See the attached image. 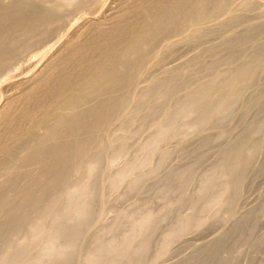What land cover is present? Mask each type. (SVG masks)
Here are the masks:
<instances>
[{
  "label": "rangeland",
  "instance_id": "1",
  "mask_svg": "<svg viewBox=\"0 0 264 264\" xmlns=\"http://www.w3.org/2000/svg\"><path fill=\"white\" fill-rule=\"evenodd\" d=\"M164 1L166 3V1L174 0ZM217 1L214 2L219 5ZM207 2L209 14L203 17L196 16L198 18L193 19L194 24L182 13L187 6L184 3L185 6L181 4V14L178 13L179 15L175 18L174 33L173 30L162 33L155 37L151 44L147 46L142 44L143 50L140 49L141 51L135 57L131 55L129 58L128 53L121 51L129 39L116 41L119 42L120 47L116 43L115 46L119 53L123 54L120 56L118 54L117 60L126 63L123 64L124 66L129 67V61H135L137 56H140L143 62L145 59L148 61L146 64L142 63L141 67L135 66V69L134 63L131 62L133 65L130 66L131 70L130 67L128 68V72L125 71L127 67L122 65L121 68L119 65V67L115 66L117 69L112 67L115 70L110 67L111 71L108 68V72H104L105 75L118 71L117 75H121L122 78L128 76L125 72L129 75L133 72L131 76L135 78L134 81L131 84L122 85L116 93L112 91L116 94L114 96L107 87L102 91L105 88L102 83H97L98 87L96 84L94 88H90L92 89L89 91L91 93L88 92L90 96L87 95V100L78 105L79 109L85 108L84 113L90 104L95 105L99 96L100 100L105 99L102 101L103 108L106 107L109 99L118 97L119 93L124 100L123 108L116 111L115 118L109 125L98 133L91 134L85 130L84 126H87L88 122L84 120L85 114L82 115V112L74 115L73 111L61 108L59 116L51 120L53 119L50 117L52 105L48 97L50 98L54 92H49L52 77L57 75L56 77L76 78L77 65L98 58L94 47L98 44L97 42L106 41L107 29L121 19L125 21L124 23H135L137 19L134 16L140 13L141 9L149 7L148 5L154 9L151 13L145 12V14L148 17L151 14L150 20H154L158 17V13L163 12L160 8L163 1L0 0L2 15L6 16L3 17L0 13V17L4 18L0 19V22L2 21L0 52L3 53V56H0V105L5 107L9 105L11 109L9 108L8 114H12V117L24 118L14 132L15 129L4 127L5 122L0 117V188L4 190L1 192L10 199L5 200L7 204L3 202L4 205L0 202L2 210H0V229L2 230H0V233L2 232L0 264L6 262V264L12 262L15 264V260L8 262L12 259L6 256L8 254L9 257L17 243L31 238L33 229L30 226H33V222L34 226L38 222L45 227L46 225L49 227L53 222L51 217L41 220L33 216L36 211L35 206L25 207V204H21L16 199L17 197L16 200L14 199V193L9 190L11 186H15L16 190H24L37 180L40 170L38 162L27 164L26 160L29 159L32 151L40 146L39 139L44 140L46 136L44 129L56 124L57 121L67 124L75 120H80L82 124L86 122V125L80 124L82 130L78 127L73 133H67L68 135L65 133L58 134V136L61 135L60 137L54 135L51 137L52 141L51 138L47 140L46 136L44 145L49 140L51 144L55 141L69 143L71 135H75L74 143L79 136H83V132L86 133L85 137L90 136L95 141H98V136L100 138L101 134L103 138L100 140L102 143L104 140V144L100 152L98 151L101 159L98 155L95 159L97 162L92 161L94 159L89 158L88 161L85 159L79 170L77 169L78 171L69 169V173L66 171L68 174L65 173L63 180L61 178L59 182L65 181V175L67 176L65 186L58 187L60 190L57 191H60V195L53 207L54 213L61 214V211L72 202L82 203L85 200L89 202L86 224L91 226H86L85 231L84 229L81 231L80 239L77 238V241L70 243L72 248L75 247L74 252H71L68 242L71 235L68 240L65 236L69 232L72 234L75 229V225L73 227L72 225L78 221L76 216L69 219L68 234L65 232L62 238H54L50 243L53 251L71 253L74 258L71 257L68 264L88 262L96 247L97 239L102 244H111L114 249L128 242L129 237L136 232V225L141 217H145L144 214H148L153 221L148 224L150 226L146 236L148 247L141 255L140 264H264V9L260 11L262 6L264 8V0H226L227 5L222 10H216L218 6L216 7L213 0H207ZM248 2L251 8L248 7ZM155 3L161 6L157 7ZM247 4L248 9L245 7ZM249 8L253 11L252 13ZM243 9L247 10L243 11ZM155 10L159 12L156 13ZM31 13L34 14L32 18L29 17ZM231 14L235 15L232 17ZM142 15L144 16V13ZM240 16L242 21L238 18ZM24 18L32 22L25 21ZM33 18H37L38 21L34 22ZM224 18H227L225 21L227 26L222 22ZM12 22L18 24L15 26ZM259 22L260 26H258ZM230 23L231 26H229ZM28 28L34 30L29 32ZM47 30H49L48 33ZM226 31H229V34ZM86 43L89 44V48L87 47L83 52L85 55L76 54L66 64L56 66L65 60L68 53H74L78 46L88 45ZM136 68H140L139 72ZM50 72H52L51 78ZM48 77L49 80H47ZM228 77L230 80L233 78L234 86H231L238 87L239 94L234 98L226 92L229 85ZM239 87H241L240 90ZM64 91L65 89H62L60 92ZM26 93L37 97L36 99L40 97L39 103L30 104L25 97ZM223 95L230 104L228 105L227 102L225 104L228 105L227 107L225 105L221 107L218 104L211 111V115L208 114L207 118L203 117L200 113L201 108H210L217 103V100L222 99ZM188 100L191 101L188 102ZM185 101L188 102L186 105L183 103ZM98 105L102 104L98 102ZM168 118L170 121L173 119L170 125H168L169 120H166ZM203 121H207L205 126L198 128ZM162 128H164V135L152 150L149 145ZM12 133L15 134L12 135ZM17 133L24 134L25 139L21 140V136H17ZM96 134L99 135L96 136ZM46 146H50L49 143ZM11 147L10 156L2 155L4 149ZM252 150L256 152H251ZM144 160H147L144 166L138 168L137 164ZM90 162L92 165L89 164ZM22 164L24 167H21ZM90 165L93 168L96 167L94 169L96 171L92 170L94 175L90 181L91 186L96 189L89 186L91 189L87 192L88 196L86 193L81 195L76 193L71 196L74 190L76 192L77 186L78 189L80 188L81 181V184L87 181L89 170L87 166ZM83 166L87 168V172ZM154 170L155 173H152ZM230 170H234L232 174ZM122 171L124 174L127 172L124 179H115L116 175L119 172L121 174ZM137 176H144V179L135 184ZM182 176L189 179L181 183L178 179ZM111 180L113 182L110 184L116 182L114 183L116 185L108 184ZM44 182L45 180L39 182V188L36 186L37 188L35 187L32 192L37 194L36 190L44 188L41 186ZM225 185L229 186L223 201L221 200L217 206L207 208L209 200L218 195ZM92 190L97 196L92 193ZM53 195V191L47 192V200ZM10 196L14 200H11ZM15 201L19 203L16 204ZM19 204L23 207L19 208L22 209L21 212L18 210L19 213L14 216L11 214L10 217L5 216V213L9 215L8 209L11 206ZM17 217H21L23 219L21 220L25 222L21 221L14 232L11 227L12 221ZM197 223L200 227L194 225ZM87 227L90 229L88 230ZM183 228L185 229L183 234L168 242V247L160 253L165 236ZM138 242L139 239L136 236L132 238L133 251L139 246ZM6 251L7 254H4ZM36 252L32 256L37 257L41 263L45 264L46 260L48 263L49 258L43 254L42 249ZM126 257L117 258L118 264H126Z\"/></svg>",
  "mask_w": 264,
  "mask_h": 264
},
{
  "label": "bare ground",
  "instance_id": "2",
  "mask_svg": "<svg viewBox=\"0 0 264 264\" xmlns=\"http://www.w3.org/2000/svg\"><path fill=\"white\" fill-rule=\"evenodd\" d=\"M154 1V0H153ZM163 1V4L161 3V5H157L156 3V6H161V10L163 11L162 14L161 13H158L156 10V16L158 15L157 18H155L154 20H150L151 19V14L149 15V17L145 14V12L147 14L151 13L154 9V7H150V5H148L149 7L145 8V9H141L142 11H140V13L136 14V16H134L136 19L135 23H124L125 21L121 19V21H117L113 24V26H111V28L107 29L108 31L105 33L104 31H101V32H104L107 36V39L106 41L104 42H97L96 46L94 47L93 44H90V45H93L92 47L95 48V51L97 52L98 54V58L94 61H91V62H83V64H80L79 66L77 65V74L75 75L76 78L74 77H52V72H50V78L52 77V83H51V87H50V90L49 92L51 91H54L53 92V95L50 96V98L48 97V100L51 99V102L50 104L52 105V108H51V112H50V117L53 118L51 120H54L55 118H57L59 116V110L61 108L63 109H69L71 110L70 112L73 111L74 115L76 114H79L81 113L82 115L85 116V119L84 120H87V126H84L85 127V130L87 131V133H91V134H94V133H98L101 129H103L104 127H106V125H109V123L115 118V113H117L116 111H119L123 108V105H124V100L122 99L121 95L119 93V96L116 97V98H113L112 100L109 99V102L106 104V107H104V104L102 101L104 100H100L99 97H98V101L95 103V107H93L91 104V106L89 105V108L86 110V112L84 113L83 110L84 109H81V111H79L80 109L78 108L80 106V103H84L85 100H87V95H88V92L91 91L90 88H94V86H96V84L98 83H102L104 84V87L102 91H104L107 87V89L111 90L110 92L113 93L117 90H119V88H121L122 85L124 84H131L135 78H133L131 76V73L129 75V73H126L125 74H128V76L126 75V77L122 78L120 77L119 75H117V72H109V73H106L104 75V72H108V68L110 70V67H119L121 68V65L122 67L124 66L123 64H126V63H122L120 60H117L118 59V54L119 56L120 55H123L121 53H119L118 51V48L115 46V43L116 45L118 46L119 42L121 39H129L128 42H126V44L124 45V49H121L122 53L125 52V54L128 53V56L130 58V56L132 55L133 57H135L137 54H139V52L143 49H141V46L142 44L144 45H149L151 44L152 40L157 37L158 35L162 34V33H166V32H170L173 30V28L176 26L175 23V18L176 16H178L181 12L180 10V6L181 4H185L187 6L186 7H183V8H186V10L183 9V14L186 15L189 19V21H193V19L195 18H198L199 16L203 17L205 16L206 14H209L207 13V6H208V2L207 0H174L172 2H167L165 3L164 0ZM211 1V0H210ZM214 1H217V0H213ZM219 0L217 1V4L219 5H216V2L215 5H216V10H222L224 9V6H226V0H220V3H218ZM21 3V2H20ZM249 3V2H248ZM153 4V2H152ZM154 4V5H155ZM183 4V6H185ZM8 5V3H7ZM19 5V4H18ZM17 6V5H15ZM152 6V5H151ZM155 6V7H156ZM248 6L245 5V7ZM250 7V3H249V6ZM259 7V6H258ZM263 7V6H262ZM260 9V11L264 8ZM17 8V7H16ZM23 8V7H22ZM247 8V7H246ZM251 8V7H250ZM249 8V9H250ZM8 9V8H6ZM182 9V8H181ZM215 9V8H214ZM213 9V10H214ZM248 9V8H247ZM247 9H243V11L247 10ZM253 9V8H252ZM1 11V9H0ZM55 11V10H54ZM251 13L253 12L251 9H250ZM2 12L1 11V16L2 15ZM25 12V11H24ZM23 12V13H24ZM27 12V10H26ZM53 12V11H52ZM248 12V11H247ZM9 13V12H8ZM144 13V16H147V18H144V16L142 15ZM217 13V12H216ZM229 13V12H228ZM227 13V14H228ZM4 14V13H3ZM33 13L30 14V18H32ZM181 14V13H180ZM215 14V13H214ZM225 14V13H224ZM237 14V13H236ZM244 14V13H243ZM255 14V12H254ZM264 14V13H263ZM23 15V14H22ZM34 15V14H33ZM219 15V14H218ZM221 15V14H220ZM226 15V14H225ZM232 15V14H231ZM230 15V16H231ZM235 15V14H234ZM232 15V17L234 16ZM247 15V14H246ZM154 16V15H153ZM198 16V17H196ZM224 17V15H221ZM238 16V15H237ZM242 16V15H241ZM241 16L238 17L239 20H241ZM3 17H6L5 15ZM3 17H0L3 18ZM17 17V16H16ZM28 17V19H30ZM133 17V16H132ZM221 17V19L223 18ZM229 17V15H228ZM254 17V16H253ZM231 18V17H230ZM229 18V19H230ZM235 18V17H234ZM243 18V17H242ZM257 18V17H256ZM254 18V19H256ZM4 19V18H3ZM22 21H23V18L21 17ZM28 19L24 18L25 21H28ZM35 19V18H33ZM32 19V20H33ZM225 19V18H224ZM227 19V18H226ZM226 19L222 22H224L225 24V21ZM228 19V21H229ZM20 20V19H19ZM31 20V19H30ZM28 21V22H32V21ZM133 20V19H132ZM257 20V19H256ZM255 20V21H256ZM38 19L36 18L34 20V22H37ZM188 21V20H187ZM242 21V20H241ZM2 22V21H1ZM0 22V23H1ZM5 22V21H4ZM16 22V21H15ZM15 22H12V25L14 24L16 26V24L18 23H15ZM24 22V21H23ZM23 22H20L21 24ZM90 22V21H89ZM126 22H128L126 20ZM195 20L193 21V24H194ZM7 23V22H5ZM190 23V22H189ZM192 23V22H191ZM2 24V23H1ZM27 24V22H25V25ZM228 24V23H227ZM8 25V24H7ZM11 25V26H12ZM24 25V24H23ZM31 25V24H30ZM219 25V24H218ZM226 25V24H225ZM256 25V24H255ZM10 26V25H9ZM19 26V25H18ZM28 26V24H27ZM39 26V25H38ZM220 26V25H219ZM227 26V25H226ZM229 26H231V23L229 24ZM258 26H260V22L258 24ZM20 27V26H19ZM22 27V25H21ZM32 27V25H31ZM108 27V26H107ZM218 27V26H217ZM33 28V27H32ZM22 29V28H21ZM24 29V28H23ZM43 29V28H42ZM13 30V29H12ZM34 30V29H32ZM32 30H30L28 28V31L32 32ZM26 31V32H28ZM230 31V30H229ZM229 31H226V33L228 32L229 34ZM2 32V30H1ZM3 32H5L3 30ZM45 32V31H44ZM49 32V30H47V33ZM174 33V30L172 31ZM171 32V34H172ZM39 33V32H38ZM42 33V32H41ZM232 33V32H231ZM100 34H103V33H100ZM38 35V34H37ZM2 36V35H1ZM225 36V34H224ZM227 36V35H226ZM120 39V40H119ZM179 39V38H178ZM181 39V38H180ZM119 40V42L117 43L116 41ZM1 41V40H0ZM16 41V40H15ZM123 42V41H122ZM121 42V43H122ZM125 42V40H124ZM88 44V43H86ZM1 45V44H0ZM87 47L89 48V44L88 45H80L77 47V51H75L74 53H68L66 56H65V60H62V62L58 63L56 66L59 67L62 66L64 63L66 64V62H68V60L70 58H73L75 57L76 54H81L83 52L86 51ZM91 47V46H90ZM120 47V45H119ZM1 49V48H0ZM93 50V48H90ZM141 49V50H140ZM89 50V49H88ZM87 50V51H88ZM5 51V50H4ZM1 53V52H0ZM2 55L0 56H3V53H1ZM84 54V53H83ZM130 54V55H129ZM5 55V53H4ZM85 55V54H84ZM8 57V56H6ZM124 57V56H123ZM126 57V56H125ZM140 57V56H139ZM137 56V58H135L134 60L135 61H131L132 63H134V69H135V66L137 67H141L142 66V63L146 64L148 60L145 59V62H143V59L139 58ZM81 58V57H80ZM120 58V57H119ZM122 58V57H121ZM132 58V57H131ZM123 59V58H122ZM126 59V58H125ZM131 60V59H130ZM128 62V61H127ZM130 63V66H132L133 64ZM62 64V65H61ZM79 64V62H78ZM132 64V65H131ZM143 64V65H144ZM119 65V66H118ZM129 65V64H128ZM129 66V67H130ZM146 66V65H144ZM143 66V67H144ZM148 66V65H147ZM117 67H115L117 69ZM124 67H127V66H124ZM125 69V71L128 72V68ZM150 67V66H149ZM148 67V68H149ZM133 68V67H132ZM107 69V70H106ZM113 69V68H112ZM111 69V70H112ZM124 69V68H123ZM131 70V67L129 68ZM133 69V70H134ZM140 69V68H139ZM139 69L136 68V70H138L139 72ZM110 70V71H111ZM115 70V69H113ZM132 70V71H133ZM47 71V70H46ZM137 73V72H135ZM124 74V72H123ZM124 74V75H125ZM49 75V74H48ZM78 76H82L81 78H79ZM249 76V75H248ZM78 77V78H77ZM229 78V77H228ZM241 78V77H240ZM235 79V78H234ZM241 79H245V78H241ZM46 79H44L45 81ZM47 80H49V77L47 78ZM233 78L230 80V78L228 79L229 81V85L226 83L227 88H226V92L227 94H230V96L232 98H234L237 94H239L238 92V87L235 86V88L233 87L234 86V83H233ZM246 80V79H245ZM249 80V79H248ZM42 81V82H44ZM51 81V80H50ZM226 81V80H225ZM232 81V82H231ZM49 82V81H48ZM231 82V83H230ZM235 82V81H234ZM38 83V82H37ZM47 83V82H46ZM45 83V84H46ZM233 83V84H232ZM240 83H243V82H240ZM245 83V82H244ZM49 84V83H48ZM98 84H97V87H98ZM223 85V84H222ZM233 85V86H231ZM243 85V84H242ZM125 86V85H124ZM242 87V86H241ZM239 87V90L240 88ZM96 88V87H95ZM62 89H65V91L62 93L60 92ZM97 89V88H96ZM94 90V89H93ZM32 91V90H31ZM107 91V90H106ZM122 91V90H120ZM119 91V92H120ZM28 92V91H27ZM225 92V93H226ZM91 93V92H89ZM98 93V92H97ZM109 93V92H108ZM112 93V94H113ZM200 93V92H199ZM226 94V95H227ZM116 95V94H113V96ZM118 95V93H117ZM90 96V95H88ZM112 96V95H111ZM229 96V95H228ZM229 96V97H230ZM26 99L29 100L30 104L32 103H39L38 100H40L39 98L36 99L37 97H34L32 95H30V93H26L25 95ZM45 97V95H44ZM42 96V99L44 98ZM94 97V96H93ZM92 97V98H93ZM111 98V97H110ZM197 98V97H196ZM203 98V97H202ZM231 98V99H232ZM46 99V98H45ZM125 99V98H124ZM218 99V98H217ZM230 99V98H229ZM102 103H100V101ZM107 101V100H106ZM191 101V100H188V102ZM194 100H192L193 102ZM199 101V100H198ZM204 101V100H203ZM215 101V100H214ZM231 101V100H230ZM41 102V101H40ZM98 102L99 104H102V105H98ZM187 101L183 102L184 105H186L188 103ZM228 102V99H224V95L222 97V99L220 100H217V103L215 104V102H212L213 104L215 105H211L210 108H204L202 107L201 108V111L200 113L202 114V116L206 117L208 114L211 115V111L217 107L218 104H220L219 106L221 105H225L226 103ZM88 103V102H86ZM105 103V102H104ZM182 103V104H183ZM204 103V102H203ZM230 103L228 102V105ZM34 105V104H33ZM41 105V104H40ZM79 105V106H78ZM227 105V106H228ZM9 106V105H8ZM7 106V107H8ZM35 106V105H34ZM183 106V105H182ZM225 105V107H227ZM1 109H0V117L3 118L4 122H5V125L4 127H8L12 130H14V132L17 130V128H19L20 124L22 123V121H24V118H22V116H11L8 114V110L10 107H5L4 106H1ZM43 107V106H42ZM93 107V108H92ZM222 107V106H221ZM230 107V106H229ZM78 108V110H77ZM11 109V108H10ZM67 110V111H69ZM66 111V112H67ZM68 113V112H67ZM19 115V114H18ZM71 117H73L72 113H71ZM76 117V116H74ZM83 117V116H82ZM169 117V116H168ZM63 118V117H62ZM80 118V116L78 117ZM172 118V117H171ZM207 118V117H206ZM209 118V117H208ZM75 119V118H74ZM60 121V118L58 119ZM166 120H169V124L172 122V120L170 121V118L166 119ZM175 120V119H174ZM57 121V120H56ZM51 122V121H50ZM55 122V121H54ZM54 122H52L54 124ZM207 121H203L202 123H200V125L198 126L199 127H202V126H205ZM86 122L84 121V124ZM47 124V123H46ZM84 125L81 123V121H74V122H69L66 124L63 123V122H56V124L54 125H50L49 128H45V135L47 136V140L50 139L51 137H54V135H57L60 134V133H70V132H74L76 129H78V127H80L81 125ZM49 125V124H48ZM47 125V126H48ZM86 125V124H85ZM167 125V126H168ZM123 127V126H122ZM8 129V130H10ZM81 129V127H80ZM122 129V128H121ZM11 130V131H12ZM19 130V129H18ZM82 130V129H81ZM21 132V131H20ZM124 132V131H122ZM121 132V133H122ZM164 128H162L159 132H158V135L154 138V140L151 142V144L149 145V148H151L153 150V148L155 147V145L157 143H159L162 139V136L164 135ZM11 133V132H10ZM85 132H83V136H79V139H76L75 142L73 143V140L75 139V135H71L70 139H72V141L69 139V143H65L63 144L62 142H56L55 140V143L54 144H51L52 142H49L50 140L52 141L53 138H51L48 142H46L47 144L49 143L50 146H46L47 144L44 145V142L46 141L45 140V137H44V140L43 139H39V142L38 144L40 146H38V148H36L35 150L32 151L31 153V156L29 157L28 160H26V163L27 164H31V162H38L39 164V175H37V180L34 181L33 183L30 184L29 182V186L24 189V190H16L15 189V186H11V189L9 190L10 192H13L14 193V199H18V201H20L21 204H25V207L28 206L29 208H36V211L34 213L33 216H37L39 217L41 220H47L49 217H51V219L53 218V222H51L50 226L48 227V225H46L47 227L39 224L37 222V224L35 223V226H34V222H33V226L31 225L30 228L32 227V235H31V238L29 240H25V241H21L20 243H17V246L15 247V249L10 253L9 257H8V254H7V251L4 252V254L6 253L7 254V258H10L12 260L8 261V262H12L13 260H15V264H44V263H41L37 257L35 258L34 256H32V254L35 253V251H40L41 249L43 250V254H45L46 257L49 258L50 260V264H68L70 262V258L73 257L71 256V253L69 251H56L50 247V243L54 240V238L56 239L57 237H63L62 235L65 234V232L67 233V230H69L68 228V223L70 224L69 222V219L72 217V216H76L78 221H76L72 227L74 226V230L72 232V234L69 232V234L67 236H65L67 238V240L69 239V235H71L70 239L68 240L69 242V246L71 247V244L73 241H77V238L80 239L81 238V235H79L81 233V231L86 228V226H91V224H86V216L89 215V211H88V207H89V202H87L86 200L82 203H78V202H72L69 206H67L66 208L63 209V211H61V214L57 215L56 212L54 213V206L57 202V198H58V195L60 191H57L59 188H61L62 186H65L64 183L66 182V178H67V174L69 173L68 170L69 169H73V171H76L80 166H82V162L87 159L90 158V159H94L92 161H96L95 159L98 158L97 155L98 153L100 152V148H102V145L104 144V140H103V143L101 142L102 140H100L101 138V134H100V138H99V134L96 136H98V141H95V139L93 140L90 136H87L85 137L86 133L84 134ZM15 133H12V135H14ZM80 134V135H81ZM68 135V134H67ZM17 136H21V140L25 139L23 138L24 137V134L23 135H18L17 133ZM36 136V135H35ZM61 136V135H60ZM58 136V137H60ZM12 137V136H11ZM30 137V135H29ZM33 137V136H32ZM69 137V136H68ZM27 138V137H26ZM37 138V137H36ZM34 139V138H33ZM29 140L31 141V138H29ZM60 140V138H59ZM33 141V140H32ZM38 141V140H37ZM72 143H71V142ZM101 143H100V142ZM68 142V140H67ZM15 143V142H14ZM12 143V144H14ZM22 145L24 143H21ZM30 144V143H29ZM26 145V144H25ZM33 145V144H32ZM19 146V145H18ZM17 147V146H16ZM23 147V146H22ZM21 147V148H22ZM28 147V146H27ZM32 147V146H31ZM120 147V146H119ZM15 148V147H14ZM18 148V147H17ZM26 147H24L25 149ZM106 148V147H105ZM23 149V150H24ZM31 149V148H30ZM118 149V148H116ZM2 151V150H1ZM99 151V152H98ZM118 151V150H117ZM122 151V150H121ZM120 151V152H121ZM12 152V147L11 148H6L3 150L2 152V155H5L6 157L10 156V153ZM251 152H256V151H251ZM100 154V153H99ZM99 156V155H98ZM234 156V155H232ZM252 156V155H251ZM100 157V156H99ZM101 159V157H100ZM99 159V161H100ZM86 161V162H87ZM91 161V160H90ZM147 160H144L143 162L141 163H138L137 164V167L140 168V167H143L144 164L146 163ZM1 162V161H0ZM85 162V161H84ZM97 162V161H96ZM95 162V163H96ZM8 164V162H6ZM94 163V162H93ZM136 163V162H134ZM5 164V165H7ZM24 164V163H23ZM22 164V165H23ZM37 164V163H36ZM86 164V163H85ZM83 164V165H85ZM89 164L92 165V162H90ZM1 165V164H0ZM25 165V164H24ZM21 166V167H24ZM90 165V166H91ZM87 166L89 168L88 170V179L87 181L83 184H81L80 182V185H79V189H78V186L76 188V192L73 191L72 193V190H71V193L73 196L74 194L76 193H80V195L82 193H86V195L88 196L87 192L89 191V189H91L93 186H91V178H92V175H94L93 171H96L94 170L96 167L94 166V168L91 166ZM27 167H29L27 165ZM33 167V166H32ZM84 167V166H83ZM36 168V167H34ZM93 168V169H92ZM21 169V168H20ZM87 168L84 167V170L87 172L86 170ZM122 169V168H121ZM22 170V169H21ZM25 170V169H24ZM23 170V171H24ZM30 170V169H28ZM79 170V169H78ZM77 170V171H78ZM93 170V171H92ZM26 171V170H25ZM68 173H67V172ZM70 171V170H69ZM81 171V170H80ZM119 171V170H118ZM234 171V170H233ZM233 171H229L230 174H232ZM38 172V171H37ZM82 172V171H81ZM98 173L100 171H97ZM66 173L65 175V181H62L61 183L60 180L62 178L63 180V176L64 174ZM77 173V172H75ZM96 173V172H95ZM127 173V172H126ZM126 173L124 174L123 171L122 173L120 174V172L118 173V175H116L117 177L115 179H124V175H126ZM152 173H155V170L152 171ZM38 174V173H36ZM86 174V173H84ZM26 176V174H24ZM72 176V175H71ZM86 176V175H85ZM228 176V175H227ZM84 177V176H83ZM96 177V175H95ZM13 178V177H12ZM81 178V177H80ZM69 179V178H68ZM74 179V178H73ZM76 179V178H75ZM97 179V178H96ZM144 179V176H137L136 177V180H135V184L136 183H139L140 181H142ZM189 178L186 177V176H182V177H179V182L181 183H185ZM3 180V179H2ZM44 182V185L41 183V186H44V188L42 187V189L40 190H36V192H38L37 194L33 193L32 190L39 184V182ZM72 180V178H71ZM77 180V179H76ZM114 180V179H113ZM113 180L109 181L108 184H110V182H113ZM14 181V180H13ZM16 181V179H15ZM33 181V180H32ZM95 180L93 179V182ZM234 181V180H233ZM76 181H74L75 183ZM4 183V182H3ZM116 183V182H114ZM114 183H111L110 185H116ZM118 183V182H117ZM2 184V183H1ZM16 184V183H15ZM14 184V185H15ZM61 184V185H60ZM71 184V183H70ZM76 184V183H75ZM95 184V183H94ZM3 185V184H2ZM8 185V186H9ZM17 185V184H16ZM73 185V184H72ZM78 185V184H77ZM93 185V184H92ZM109 185V186H110ZM1 186V185H0ZM91 188H90V187ZM111 186V187H113ZM226 186V187H225ZM224 188L222 189V191L216 195L215 197H213L211 200H209V202L207 203V208H210L214 205L217 206V204H220L221 203V200L223 201V198H224V194L227 192L228 190V187L229 185H225ZM232 186V185H231ZM17 187V186H16ZM36 187V188H37ZM59 187V188H58ZM73 187V186H72ZM76 187V186H75ZM63 188V187H62ZM94 188V187H93ZM92 188V189H93ZM236 188V187H235ZM234 188V189H235ZM72 189V188H71ZM78 189V190H77ZM96 188H94L95 190ZM239 189V188H238ZM60 190V189H59ZM237 190V189H236ZM1 191H4V190H1L0 188V202H1V205L3 202H5L7 204V195L4 193V192H1ZM53 191V198L50 197L51 199H48L47 200V197H46V194L47 192H51ZM91 191V190H90ZM232 192V191H231ZM92 193H93V190H92ZM230 193V192H229ZM35 194V195H33ZM95 194V193H93ZM92 194V195H93ZM91 195V193H90ZM96 195V194H95ZM85 196V195H84ZM83 196V197H84ZM97 196V195H96ZM12 198V196H10ZM93 197V196H92ZM72 198V197H71ZM89 198V197H88ZM97 198V197H96ZM13 198L11 200H14ZM15 199V200H16ZM90 199V198H89ZM6 200V201H5ZM10 200V199H9ZM17 201V202H18ZM80 201V200H79ZM232 200H230L231 202ZM227 202V201H226ZM14 203V202H13ZM16 203V201H15ZM19 203V202H18ZM16 203V204H18ZM94 203V202H93ZM27 204V205H26ZM224 204V203H223ZM0 205V207H1ZM4 205V203H3ZM29 205L33 206V207H30ZM94 205V204H93ZM222 205V204H221ZM228 205V203H227ZM229 205H231L229 203ZM21 205H16V206H11L8 210H9V215H6L8 213H5V216H11V215H15L16 213H19L18 210L21 212V210L19 208H23L22 206L20 207ZM4 207V206H3ZM2 207V208H3ZM9 207V206H8ZM93 207V206H92ZM63 208V207H62ZM231 208V207H230ZM91 209V207H90ZM89 209V210H90ZM212 209V208H211ZM1 210V208H0ZM2 211V210H1ZM38 211V215H36ZM58 211V210H57ZM24 212V211H23ZM94 212V211H92ZM223 212V211H222ZM26 213V211H25ZM1 214V213H0ZM11 214V215H10ZM25 215V214H23ZM12 216V217H13ZM144 218L141 217V220L137 223V228H136V232H134V234H132L129 239H128V242L120 245V247L118 246V248L114 249L113 246L111 244H108V243H105V244H102L99 242V240L97 239V241L95 240V249L93 250V253H92V256L91 258L88 259V262L86 261L85 264H93L95 262H102L103 264H118V261H117V258H120V257H125L127 256L126 258V264H140V261H141V255L147 250V232H148V228H150V226L148 225L151 221H153L151 219V217L148 215V214H144ZM26 217V216H24ZM14 218V217H13ZM74 218V217H73ZM92 218V217H91ZM22 218L21 217H17L14 221H12V229L14 230V232L17 230L16 228H18V226L20 225V222L23 220H21ZM27 219V218H26ZM36 219V218H35ZM34 219V221H35ZM39 219V220H40ZM13 220V219H12ZM72 220V219H71ZM38 221V219H37ZM22 222H25V221H22ZM31 222V221H30ZM22 224V223H21ZM8 225V224H7ZM6 225V227H7ZM11 225V224H10ZM196 227H200L199 223L197 224H194ZM5 227V228H6ZM10 227V228H11ZM184 227V226H183ZM2 228V227H1ZM4 229V228H3ZM8 229H9V226H8ZM88 229V227H87ZM90 229V228H89ZM88 229V230H89ZM1 230V229H0ZM13 230H11V232H13ZM184 228L178 232H170L169 234H167L165 236V239L163 240V245L161 247V251L160 253H162L167 247H168V242H170L171 240L175 239V238H179L183 232H184ZM2 231V230H1ZM7 231V230H6ZM5 231V232H6ZM70 231V230H69ZM85 231V229H84ZM9 232V231H8ZM7 232V233H8ZM13 232V233H14ZM2 233V232H1ZM0 233V235H1ZM87 233V232H86ZM6 234V233H5ZM10 234V233H9ZM8 236V235H7ZM6 236V237H7ZM14 236V235H12ZM80 236V237H79ZM139 239V242H138V247L136 250L133 251V245L131 244V240L133 237H135ZM10 237V236H8ZM23 237V236H22ZM83 237V236H82ZM1 239V238H0ZM64 240V239H63ZM3 242V241H2ZM8 242V240H7ZM7 242L5 244H7ZM12 243V241H11ZM67 243V241H66ZM71 243V244H70ZM1 244V243H0ZM15 244V243H13ZM80 244V243H79ZM11 245V244H10ZM4 246V245H3ZM2 246V247H3ZM67 246H68V243H67ZM6 247V246H5ZM9 248H12V247H9ZM14 248V247H13ZM69 248V247H68ZM75 248V247H74ZM74 248L71 247V249L73 250ZM70 249V250H71ZM64 250V249H63ZM71 252H74V250ZM116 250V252H115ZM11 251V249H10ZM76 251V250H75ZM36 252V253H37ZM135 252V253H134ZM3 253V251L1 252V254ZM76 253V252H75ZM74 254V253H73ZM76 255V254H75ZM78 256V255H77ZM76 256V257H77ZM5 257V258H6ZM45 257V259H46ZM6 258V259H7ZM74 258V257H73ZM1 259V258H0ZM5 259V260H6ZM49 260H48V263H47V260H46V263L49 264ZM3 261V259H2ZM6 262V261H5ZM45 262V261H44ZM77 262V261H76ZM84 262V260H83ZM7 263V262H6ZM4 263V264H6ZM13 263V262H12ZM12 263H8V264H12ZM45 263V264H46ZM74 263V262H73ZM82 264V263H81ZM120 264V263H119Z\"/></svg>",
  "mask_w": 264,
  "mask_h": 264
}]
</instances>
